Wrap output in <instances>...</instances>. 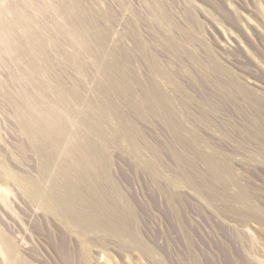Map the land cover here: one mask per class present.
<instances>
[{"label":"rangeland","instance_id":"374dc122","mask_svg":"<svg viewBox=\"0 0 264 264\" xmlns=\"http://www.w3.org/2000/svg\"><path fill=\"white\" fill-rule=\"evenodd\" d=\"M0 264H264V0H0Z\"/></svg>","mask_w":264,"mask_h":264}]
</instances>
